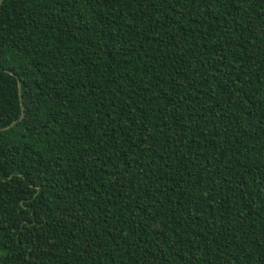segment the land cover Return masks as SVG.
I'll list each match as a JSON object with an SVG mask.
<instances>
[{"label": "trees", "instance_id": "obj_1", "mask_svg": "<svg viewBox=\"0 0 264 264\" xmlns=\"http://www.w3.org/2000/svg\"><path fill=\"white\" fill-rule=\"evenodd\" d=\"M0 264H264V0H2Z\"/></svg>", "mask_w": 264, "mask_h": 264}, {"label": "water", "instance_id": "obj_2", "mask_svg": "<svg viewBox=\"0 0 264 264\" xmlns=\"http://www.w3.org/2000/svg\"><path fill=\"white\" fill-rule=\"evenodd\" d=\"M1 3H2V0H0V12H1ZM10 72L13 73V71H10ZM18 85H19V90L21 91V80L20 79H18ZM21 105H22V114H21L20 118H22L24 116V113H25L24 106H23L22 95H21ZM17 121H18V119L13 121L10 125H7V126H5L3 128H7V127L11 126L12 124L16 123Z\"/></svg>", "mask_w": 264, "mask_h": 264}]
</instances>
